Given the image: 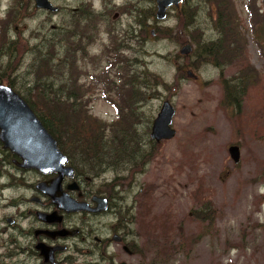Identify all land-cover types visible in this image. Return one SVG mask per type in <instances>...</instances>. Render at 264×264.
<instances>
[{"label": "rangeland", "instance_id": "1", "mask_svg": "<svg viewBox=\"0 0 264 264\" xmlns=\"http://www.w3.org/2000/svg\"><path fill=\"white\" fill-rule=\"evenodd\" d=\"M14 2L0 0V34L5 21L1 20ZM57 2L83 4V31L92 30L87 23L92 22L93 14L108 7L119 39L114 36L112 45L104 22L99 31L90 33L92 42L86 52L73 53L63 41L64 12L51 15L31 6L15 32L12 22L8 32L11 46L3 44L16 53L0 58L5 66L14 62L15 85H10L5 77L0 78V83L10 85L30 105L29 97L35 93L31 87L38 82L66 95L77 89L78 102L101 122L110 141L116 139L117 128L122 125L117 121L131 114L128 123L136 129L142 147L147 148L143 150H149L156 142L150 133L163 102L170 100L176 109L172 122L176 135L163 140L158 150H152L143 172L136 168L135 177L130 173L118 180L120 192L114 200L128 213L126 236L132 251L112 239L118 221L114 208L108 215L87 216L96 224L95 234L110 238V245L106 249L100 245L96 256L84 244L83 254L72 264H108L112 256L116 264H264V56L250 31L248 0H235L248 39L245 54L224 68L216 64L215 56L203 62L198 55L180 52L187 42L196 47L193 36L202 44L223 37L214 0H184L179 7L169 8L165 20L152 16L157 10L156 0ZM191 6L196 15L194 24L187 27L180 15ZM257 6H261V1ZM140 17L147 24L158 21L174 31L163 38L138 33ZM131 31L136 37L126 39ZM183 37L187 42L181 41ZM111 46L115 52L108 53ZM49 52L56 54L55 64L52 76L45 81L39 79L35 63L40 53ZM246 62L259 72V82L250 88L241 107H227L223 104L222 80L238 75ZM0 75L8 73L0 68ZM130 76L136 78L134 85L141 93L132 103L120 106L122 97L129 100L123 91L131 85ZM232 144L241 148L238 163L229 153ZM63 145V151L72 148L65 142ZM143 150L140 156L144 155ZM122 168L125 169L123 165ZM117 175L123 177L115 167L106 166L101 173L92 175V188L106 191L107 183ZM209 203L211 207L205 211ZM199 211L204 212L198 214ZM201 214L203 220L199 218ZM76 222L81 224L79 219ZM88 241L95 244L93 236Z\"/></svg>", "mask_w": 264, "mask_h": 264}, {"label": "flooded vegetation", "instance_id": "2", "mask_svg": "<svg viewBox=\"0 0 264 264\" xmlns=\"http://www.w3.org/2000/svg\"><path fill=\"white\" fill-rule=\"evenodd\" d=\"M50 1L58 7L56 10L39 8L36 0H26V2L16 0L8 9L6 18L1 20H5L2 27L9 32L13 22V32L17 31L22 23L20 20L26 18L25 15L29 13V7L33 6L38 11L49 12L51 15L60 11L64 12L63 41L68 45L67 50H71L73 53H85L92 42L90 33L94 34L99 31L98 29L104 22L106 34L111 36L112 45L114 36L119 39V35L115 34V23L109 19L108 7L100 12L96 11L93 18L87 11L88 17L92 20L87 25L93 29L83 31L85 18L83 4L64 3L60 5L57 0ZM141 19L138 23V33L143 30ZM133 31L135 33L136 29ZM130 35L126 34V39L136 37L133 32ZM141 42L143 40H140ZM117 47L120 48L121 46ZM113 50V46H111L107 52L110 53ZM22 162L23 159L11 149L6 148L0 139V264H72L78 259L77 257L83 254L84 244H86L88 252L98 256L100 253L99 246L101 245L103 249H106L110 245L111 239L101 238L95 234L97 231L96 224H92L91 218H87V216L108 215L114 208L116 209L114 214L117 215L118 221L113 227L112 239L125 250L126 246L131 249L126 236L128 227L127 224L122 223L118 213L119 205L114 200L116 196L112 197L113 195L101 190L102 188L100 190L91 189L94 183L92 175L78 174L68 157L66 164L74 167V174L62 177L58 188L68 193L76 201L89 203L92 208L99 206L98 201L94 199L95 197L107 200L101 202V205L106 204V208L101 211L95 212L87 209L69 212L58 207L51 195L53 182L59 178V174L54 172L43 173L35 168H25L21 166ZM56 188L54 186L55 190ZM78 219L81 224L76 222ZM92 236L95 244L88 241ZM115 236L118 239H115ZM85 240L88 242L83 243ZM108 264H116L113 256Z\"/></svg>", "mask_w": 264, "mask_h": 264}, {"label": "trees", "instance_id": "3", "mask_svg": "<svg viewBox=\"0 0 264 264\" xmlns=\"http://www.w3.org/2000/svg\"><path fill=\"white\" fill-rule=\"evenodd\" d=\"M259 1H261V6L258 7L257 2ZM214 4L217 7V25L223 37L218 41L213 40L202 44L201 42H196L193 36V42L196 47L193 48L191 54L192 56L198 55L199 59L203 62L209 61L208 57L215 56L216 64L224 68L225 65L230 64L234 59L245 54L248 39L246 33L242 29L243 25L235 0H214ZM247 9L252 37L264 56V0H248ZM155 15L156 13L153 11L152 16H154V19ZM195 15L196 9H194L193 6H191V8H184L180 15L184 26H192L194 24L193 19ZM140 19L141 17L139 20ZM141 21L143 30L140 31L146 32L148 37L155 36L156 38H163L165 35L170 37L174 31L172 27L158 24V21H156L154 25L147 24L142 19ZM153 30L155 31L154 35L152 33ZM1 32L0 58L5 54L13 56L16 51L15 49L9 48L11 46L10 42L13 41L10 39L6 28L2 27ZM181 41L187 42L185 37H183ZM4 43H9V47H3ZM55 55L56 54H50V52L47 55L40 53L38 61L35 63L36 71L40 75L39 79H45V81H47V79L50 78L49 76H52ZM0 68L8 73L7 76L0 75V78L5 77L10 85H15V81L12 78L15 69L14 62L10 61L6 66L0 62ZM260 77L257 69L249 62L243 63L238 75H234L233 78H224L222 80V84L224 85L223 104L227 107L231 105L237 108L241 107L250 88L257 86ZM135 79V77L130 76L129 81L131 85L127 88L125 85H122L123 88H126L123 92L129 100L125 101V98L122 97L121 99L123 102L120 106L124 104L128 105L129 101L132 103V101L135 100L133 98L140 95L141 92L134 85ZM105 82L106 86L109 87V82ZM32 88H35V93L34 95L32 94V97H29V101L34 111L38 113L36 114L57 139L61 149L64 148V142L65 145L71 144V150H64V152L69 157L72 165L75 166L78 174H99L108 165L115 167V169L122 173L123 177L117 175L113 178L112 182H108L106 185V191L110 193V195H113L112 197L118 196L120 192V190H117L118 180L126 178L130 173H134L133 177H135L137 172H143L145 166L151 159L152 150L154 148L156 150L160 148L161 142H153L148 148L150 151L143 150L147 148L142 147L143 143L139 139L136 129L131 127L128 123V118L131 114H129L128 117L123 115L117 121V123L123 126L119 125V128H117L118 136L116 139L114 138V140L110 141L106 139L107 133L101 129V122L92 114H89L87 109L83 108L82 104L78 102L77 98L79 96L77 91H75L77 89L67 92L68 95H66L53 90V88L47 89V83L40 86V82H38L37 85L32 86L31 89ZM51 90L53 93H50L52 92ZM133 116H135L134 113ZM140 150H143L144 155L140 156ZM122 165L125 169L122 168ZM119 168L121 169L119 170ZM136 168L140 169L135 173L133 171ZM126 169L129 170L125 171ZM210 207L211 205L209 203L205 211L209 210ZM202 212L204 211H199L197 213L200 214ZM118 213L122 219V223L127 224V211H123L122 207L119 206ZM129 216L131 219L134 218L133 213L129 214ZM199 218L203 220L204 215H199ZM123 227L125 228V226Z\"/></svg>", "mask_w": 264, "mask_h": 264}, {"label": "water", "instance_id": "4", "mask_svg": "<svg viewBox=\"0 0 264 264\" xmlns=\"http://www.w3.org/2000/svg\"><path fill=\"white\" fill-rule=\"evenodd\" d=\"M184 0H156V17L165 20L168 10L172 6L179 7ZM37 7L56 10L58 7L53 5L50 0H36ZM153 35L155 31L153 30ZM194 46L186 43L180 52L190 55ZM193 76L191 71H188ZM176 109L170 100L166 99L154 119L150 137L157 143L173 138L177 131L172 127L173 117ZM0 139L6 148L11 149L16 155L23 159L22 167L35 168L43 173H58L59 178L54 180L51 195L57 202L58 207L69 212L81 210L101 211L106 208V199H94L98 205L92 208L89 203L76 201L68 193L60 190L59 181L65 175L72 176L74 167L67 165L68 156L60 149L57 139L52 135L43 121L36 114L29 103L10 85L0 83ZM229 153L235 163L241 160V148L238 144L229 147ZM56 186V190L54 189ZM118 239L117 236L114 237ZM126 250H132L126 246ZM53 252V249H52ZM125 264V263H122Z\"/></svg>", "mask_w": 264, "mask_h": 264}, {"label": "bare ground", "instance_id": "5", "mask_svg": "<svg viewBox=\"0 0 264 264\" xmlns=\"http://www.w3.org/2000/svg\"><path fill=\"white\" fill-rule=\"evenodd\" d=\"M83 36V35H82Z\"/></svg>", "mask_w": 264, "mask_h": 264}]
</instances>
